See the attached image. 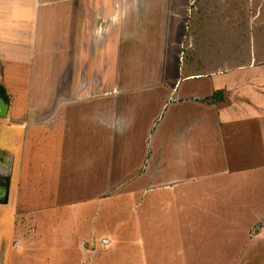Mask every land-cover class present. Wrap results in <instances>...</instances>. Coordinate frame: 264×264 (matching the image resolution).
<instances>
[{"label":"crops","instance_id":"0c3cea01","mask_svg":"<svg viewBox=\"0 0 264 264\" xmlns=\"http://www.w3.org/2000/svg\"><path fill=\"white\" fill-rule=\"evenodd\" d=\"M114 1L0 0V128L20 143L19 156L0 150L14 157L0 205L17 166L23 223L149 189L220 181L219 194L264 170V0H146L140 38L102 33L122 21ZM135 63L151 64L144 87Z\"/></svg>","mask_w":264,"mask_h":264},{"label":"rangeland","instance_id":"374dc122","mask_svg":"<svg viewBox=\"0 0 264 264\" xmlns=\"http://www.w3.org/2000/svg\"><path fill=\"white\" fill-rule=\"evenodd\" d=\"M114 3L122 21L118 27H101L102 33L118 30L123 36L129 32L128 37L140 38L146 0ZM134 18L137 25L130 27ZM224 45L217 44L215 51ZM84 56L89 57L88 53ZM138 65H133L130 80L134 86L144 87L151 82L143 81L151 73V64H140V72H136ZM165 114L164 110L156 125ZM149 124L145 125L148 134L156 126L150 129ZM140 132L138 145L143 149L142 127ZM19 144L15 131L0 128V150L17 151L19 156ZM16 178L17 166L10 201L0 205V243L6 240L9 244L6 264H264V170L236 174L234 184L226 183L219 194L220 181L177 190L149 189L108 196L94 208L87 205L83 209L84 203L61 205L38 212L24 223L14 202ZM103 236L108 242L101 239L96 245L92 239L96 247L85 243Z\"/></svg>","mask_w":264,"mask_h":264},{"label":"water","instance_id":"95a60500","mask_svg":"<svg viewBox=\"0 0 264 264\" xmlns=\"http://www.w3.org/2000/svg\"><path fill=\"white\" fill-rule=\"evenodd\" d=\"M9 110V104L0 95V118H6ZM14 157H10L5 162L0 160V203L8 201L11 178L13 173ZM6 253V242L2 241L0 245V264H4Z\"/></svg>","mask_w":264,"mask_h":264}]
</instances>
